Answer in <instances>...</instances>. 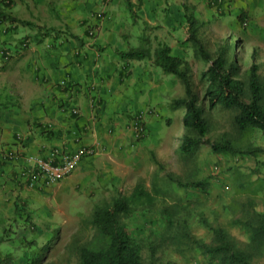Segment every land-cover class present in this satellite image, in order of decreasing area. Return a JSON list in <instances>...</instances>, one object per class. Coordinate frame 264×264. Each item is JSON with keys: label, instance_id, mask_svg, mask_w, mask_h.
Wrapping results in <instances>:
<instances>
[{"label": "crops", "instance_id": "1", "mask_svg": "<svg viewBox=\"0 0 264 264\" xmlns=\"http://www.w3.org/2000/svg\"><path fill=\"white\" fill-rule=\"evenodd\" d=\"M236 1L60 0L53 11L60 22H47L35 5L26 6L34 21L45 19L35 28L31 18L11 12L15 0L0 3L3 12L23 21L0 20V50L6 52L0 55V227L14 218L30 227L37 199L54 206L56 216L64 201L121 190L120 184L137 177L147 150L159 159L147 136L165 119L164 79L149 58L126 60L122 53L168 45L189 61L188 19H199L204 3L216 9ZM142 109L151 113L146 136L138 141L132 124ZM83 147L95 154L83 157L59 183L46 186L34 179L29 156L56 164ZM6 152L16 159H4ZM256 180L260 188L254 194L262 200L264 174ZM257 205L264 209V202Z\"/></svg>", "mask_w": 264, "mask_h": 264}, {"label": "rangeland", "instance_id": "2", "mask_svg": "<svg viewBox=\"0 0 264 264\" xmlns=\"http://www.w3.org/2000/svg\"><path fill=\"white\" fill-rule=\"evenodd\" d=\"M15 2L17 5L11 12L31 18L34 22L32 28L42 24L45 19L34 21V18L27 16V5H35L43 17L47 15V22H60L53 12L60 0ZM236 3L231 8L220 5L216 9L204 3L197 19V25L201 24L198 37L205 50L214 57L223 53L226 47L225 56L237 60L240 79L246 83L248 69L253 63L258 65L259 75L264 78V0H238ZM242 12L246 16L240 21L238 15ZM181 19L186 20L184 16ZM28 30L32 31L31 28ZM185 50L189 55L192 81L203 97L206 84L200 82V76L207 63L192 43ZM156 69L159 77L164 79L161 112L165 119L147 138L151 141V151L159 152L162 166L154 164L152 153L147 150L146 161L138 167L133 183L126 181L120 184L121 190L97 197L81 195L75 203L64 201L58 205L62 214L56 216L52 212L54 206H48L45 199H37L34 223L30 227L23 218H14L10 224L0 227V243L1 238L5 240L0 246V255L12 253L15 264H29L33 257L44 252L41 247L50 241V247L45 255L42 254L39 264H79L78 247L92 242L96 234L86 223L95 208L112 204L117 197L131 195L137 183L145 185L154 201L149 205L137 206L131 216L122 220L129 226L142 227L137 238L146 264H211L199 248L201 244H211L213 240L206 223L225 227L239 242L246 241L245 233L239 227L230 225L229 221L232 216L240 214L242 202L248 199H253L256 204L264 202V198L262 201L254 194L260 188L256 176L264 174V152L254 156L241 153L217 155L209 145H201L193 158L184 160L179 149L181 137L186 131L183 125L184 109L172 110L169 102L184 97L185 87L177 76L165 75L160 67L156 66ZM204 110L210 124L206 139L229 141L238 151L264 147V138L260 133H241L236 129L233 122L236 110H225L221 106L210 108L207 103ZM168 174H173L183 183L207 180L210 192L179 187L176 183H170ZM231 206L235 208L234 213L229 209ZM164 210L172 215L170 227L163 217ZM253 264H264V256L255 258Z\"/></svg>", "mask_w": 264, "mask_h": 264}, {"label": "trees", "instance_id": "3", "mask_svg": "<svg viewBox=\"0 0 264 264\" xmlns=\"http://www.w3.org/2000/svg\"><path fill=\"white\" fill-rule=\"evenodd\" d=\"M4 0H0V3ZM7 7H10L7 3ZM245 13L238 15L243 21ZM23 22L9 12L0 9V20ZM190 24L188 41L194 45L197 53L207 63V68L201 72L200 82L205 83L203 97L200 90L192 81L189 61L183 56L172 54L168 45H161L154 52L149 49H135L122 53L126 60H142L149 58L162 69L165 75H175L185 87V96L173 99L169 103L172 110L184 109L183 125L185 133L180 140V155L184 160L195 156L201 145H209L217 155H231L241 153L254 156L264 152V147L257 146L245 151L236 150L229 141H210L206 139L210 131V124L205 117L204 104L210 108L221 106L225 110H236L233 122L241 132L255 131L264 138V78L259 75V67L253 63L248 69V79L245 83L240 79V66L237 60L229 59L223 53L212 56L205 50L199 39V26L196 18L188 19ZM51 29H47L45 35ZM152 160L156 166H162L156 154L152 152ZM170 183L179 187L191 188L203 193L210 192L207 180H193L183 183L173 174H168ZM159 194V192H157ZM154 201L152 194L146 190L143 183H137L131 195L120 196L112 204L99 205L95 208L91 219L86 223L96 231L94 240L78 247L79 264H146L141 253L138 240L139 230L142 227L129 226L123 222V217H129L140 205H149ZM230 211L235 212L233 206ZM232 213V212H231ZM164 219L167 226L172 225V215L164 210ZM230 225L239 227L246 235L245 242L235 239L225 227L206 223L213 234L211 244L203 243L199 248L216 264H253L255 258L264 256V209H259L253 199L241 203L240 214L232 216ZM50 241L41 247L44 251L29 261V264H39L42 254H46ZM27 258V256H26ZM29 260V258H27ZM28 263V262H27ZM0 264H15L12 253L0 255Z\"/></svg>", "mask_w": 264, "mask_h": 264}, {"label": "built area", "instance_id": "4", "mask_svg": "<svg viewBox=\"0 0 264 264\" xmlns=\"http://www.w3.org/2000/svg\"><path fill=\"white\" fill-rule=\"evenodd\" d=\"M246 25V24H245ZM0 55H6V52L1 49ZM8 55V54H7ZM77 113V110H74ZM151 110L142 109L133 118V135L138 141L146 136L145 121ZM95 149L90 147H83L72 154L64 155L59 163L48 161L37 156H29L28 162L31 165V171H36L34 179L40 180L46 186H52L59 183L62 179L70 175L79 165L83 157L94 155ZM4 159L15 160L16 156L13 152H6L3 154ZM217 169V167H215Z\"/></svg>", "mask_w": 264, "mask_h": 264}, {"label": "clouds", "instance_id": "5", "mask_svg": "<svg viewBox=\"0 0 264 264\" xmlns=\"http://www.w3.org/2000/svg\"><path fill=\"white\" fill-rule=\"evenodd\" d=\"M245 24V23H244Z\"/></svg>", "mask_w": 264, "mask_h": 264}]
</instances>
